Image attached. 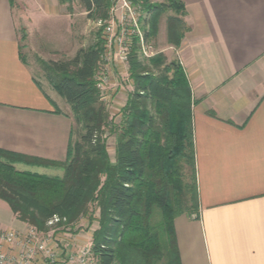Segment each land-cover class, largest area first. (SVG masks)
I'll use <instances>...</instances> for the list:
<instances>
[{
	"label": "crops",
	"instance_id": "0c3cea01",
	"mask_svg": "<svg viewBox=\"0 0 264 264\" xmlns=\"http://www.w3.org/2000/svg\"><path fill=\"white\" fill-rule=\"evenodd\" d=\"M179 1L188 31L179 48L169 50L191 88L198 198L197 216L174 220L180 264H264V0ZM72 19L58 0H0V150L66 160L69 108L34 74L25 53L45 62L72 58L79 49L71 43L82 29ZM123 73L106 86L112 116L132 92L128 68ZM107 152L113 162L108 143ZM13 166L63 175L56 168ZM26 226L0 201L1 229L24 232Z\"/></svg>",
	"mask_w": 264,
	"mask_h": 264
},
{
	"label": "trees",
	"instance_id": "16d2710c",
	"mask_svg": "<svg viewBox=\"0 0 264 264\" xmlns=\"http://www.w3.org/2000/svg\"><path fill=\"white\" fill-rule=\"evenodd\" d=\"M58 1L70 7L74 0ZM78 1L87 18L101 24L94 43L68 60L39 61L44 79L69 108L66 160L49 162L0 150V201L18 221L39 232L62 226L73 231L80 218L88 226L95 223L91 251L97 264H180L174 220L198 211L190 85L177 59L166 62L158 53L141 60L133 39L127 57L133 90L115 124L97 88L105 48L101 30L111 4ZM141 2L148 16L146 40L156 37L159 18L170 11L166 43L178 49L188 31L184 5L179 0ZM74 127L80 132L73 141ZM109 136H115L113 162ZM17 163L61 169L63 175L18 172ZM184 169L191 173V183L183 182ZM185 192L191 195V209L182 207ZM53 217L60 222L48 227Z\"/></svg>",
	"mask_w": 264,
	"mask_h": 264
},
{
	"label": "built area",
	"instance_id": "2783aa9c",
	"mask_svg": "<svg viewBox=\"0 0 264 264\" xmlns=\"http://www.w3.org/2000/svg\"><path fill=\"white\" fill-rule=\"evenodd\" d=\"M109 2L111 6L108 12L109 21L104 28L103 61L119 60L127 66V57L135 38L138 40L140 58L153 56L149 53L145 38L148 16L142 11L141 0ZM99 81L97 88L102 93L105 77ZM59 222L57 217H53L47 226L53 227ZM53 233L55 229L39 232L32 226H26L24 232L0 228V264H97L89 240L75 251L72 248L68 250V242H73L75 235H68L70 239L63 243L62 237L54 236Z\"/></svg>",
	"mask_w": 264,
	"mask_h": 264
},
{
	"label": "rangeland",
	"instance_id": "374dc122",
	"mask_svg": "<svg viewBox=\"0 0 264 264\" xmlns=\"http://www.w3.org/2000/svg\"><path fill=\"white\" fill-rule=\"evenodd\" d=\"M151 2L152 3H163V2H165V0H151ZM68 10L70 11V14L73 18L72 20H76L77 22H79L81 24V27H82L81 32L80 33L77 32V36L79 39L77 38L76 42L74 44L71 43L74 46L73 49H75V48H77V49L84 48L85 49L94 43L96 34H97L98 30L101 28V24L97 21L89 20L86 17V12L84 11L82 5L79 3L78 0L72 1V4L70 5V7H68ZM170 13H171L170 11H167L166 13H164L159 18V24H158V27L160 29L159 33L157 32L156 37L153 39H150L148 41L149 53H152V55L162 53L163 56H165L166 62H170V61H173L176 59L175 52L173 50H169V45L164 40V36H165L164 34H166V21H167L168 14H170ZM117 14H119V13L117 12ZM104 28L105 27H103L101 30V37L103 39H104ZM46 44L48 45L47 42H46ZM103 55H104V52H102L101 62L98 64L99 69H98V73H97V75H98L97 79H98V83H99L100 78L105 77V82L103 84L104 87H103L102 93H101V101L105 104L106 109H107V107L110 105V102L108 100L110 98L106 94V92H107L106 86L110 82L111 76L113 78L118 76L120 79L121 74L127 70L128 66L123 65V63H121V61H119V60H116V61L110 60V61H108L110 63L104 62L103 61V57H104ZM25 58L29 64L30 68L34 72V74L37 75V77L42 78L43 74H42L41 69H40L39 61H43V60L39 59L36 55H34L30 52L25 53ZM68 59H70V58H68ZM68 59L64 58L61 60H68ZM141 60H145V58H141ZM43 62H45V61H43ZM110 67H112V68L110 69ZM113 69L117 70L116 73H111ZM123 74H125V73H123ZM124 79H126L125 75H124ZM119 83L115 82V86H116L115 88H118ZM132 90H133V88H132ZM60 100H62L61 104L63 106L64 101H63V99H60ZM113 100H114V103H117V104L122 103V101L119 102L118 99L113 98ZM114 106L116 107L117 105L114 104ZM110 117H112V119H114L115 124H117L120 120V115H114V116L110 115ZM78 132H80L78 130V128L74 127L73 141L77 139ZM107 139H108L107 143H108L109 152H112V150L114 148V144H115V136H109V137H107ZM52 176H55V175L52 174ZM191 180H192L191 173L187 169H184L183 182L185 184H187V183H191ZM185 193H186L185 195L181 196L182 207L191 209L192 208L191 207L192 202H191V198H190L191 195L188 194L187 192H185ZM64 222L65 221L63 220V223ZM85 224H87L86 219L80 218L78 220L77 224L75 225L74 229H73V231L77 230L76 232L70 231L71 230L70 226H62L59 229H56L55 233H53V235L54 236H61L63 243L67 242L70 239V237L68 235H71V234L75 235V239L73 240V242H71L69 244L70 248L68 246V250H70L72 248L75 251L77 249V247L84 244L87 240H89L91 243L90 235L97 228V225L95 223L92 224L91 226H88V225L86 226ZM27 226H30V225L27 224ZM159 264H165V261H163Z\"/></svg>",
	"mask_w": 264,
	"mask_h": 264
}]
</instances>
